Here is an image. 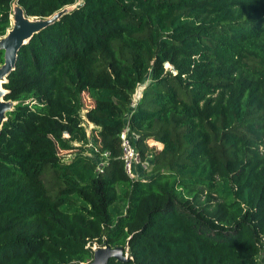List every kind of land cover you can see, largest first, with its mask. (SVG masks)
<instances>
[{"label":"trees","instance_id":"1","mask_svg":"<svg viewBox=\"0 0 264 264\" xmlns=\"http://www.w3.org/2000/svg\"><path fill=\"white\" fill-rule=\"evenodd\" d=\"M16 1L76 6L3 84L0 264L88 263L105 245L129 253L107 264H264V0H0V37ZM126 122L148 178L125 170Z\"/></svg>","mask_w":264,"mask_h":264},{"label":"water","instance_id":"2","mask_svg":"<svg viewBox=\"0 0 264 264\" xmlns=\"http://www.w3.org/2000/svg\"><path fill=\"white\" fill-rule=\"evenodd\" d=\"M76 4L66 5L48 17L30 16L17 1L13 4V20L7 33L0 37V49H3L5 61L0 63V127L6 118L7 111L12 107L13 101L5 99L6 89L3 84L8 75L15 68L17 55L22 44L27 42L34 33L56 20L64 12L73 9ZM111 257L128 259L129 253L122 246H100L94 250V257L88 263L107 264Z\"/></svg>","mask_w":264,"mask_h":264},{"label":"rangeland","instance_id":"3","mask_svg":"<svg viewBox=\"0 0 264 264\" xmlns=\"http://www.w3.org/2000/svg\"><path fill=\"white\" fill-rule=\"evenodd\" d=\"M166 66L169 67L171 65L167 62ZM150 77H151V73H148L147 76L144 78V80L141 82V84H139V86L134 91L133 102L130 106L131 109L134 107V105L138 102L139 98L141 97L143 90H144V87L148 83V81L150 80ZM85 98L89 104L93 103V101L91 100V98L87 94H85ZM126 116H127V114L125 115V117ZM85 124L88 126V128H90L92 126V123H90L88 121H86ZM152 144H156L158 148H162V146H163L158 141L150 140V145H152ZM64 152L66 154H69V155H71L73 153L72 151H70V152L64 151ZM88 154L91 155L93 158H95L99 163L102 162V158L99 155L97 147L94 146L93 140H91V142L88 144ZM137 172H138V175H140V177H143V178H148L149 176L152 175V173H153V158L150 154L147 157L142 158V161L139 163V166L137 168ZM94 247H97V245H95Z\"/></svg>","mask_w":264,"mask_h":264},{"label":"built area","instance_id":"4","mask_svg":"<svg viewBox=\"0 0 264 264\" xmlns=\"http://www.w3.org/2000/svg\"><path fill=\"white\" fill-rule=\"evenodd\" d=\"M122 159L124 160V167L126 172L131 176L138 175L137 168L142 161L141 151L138 144V137L132 133L126 122L125 128L120 132Z\"/></svg>","mask_w":264,"mask_h":264}]
</instances>
